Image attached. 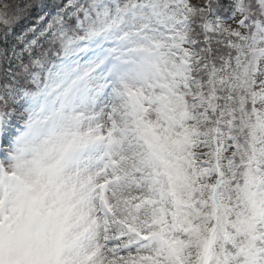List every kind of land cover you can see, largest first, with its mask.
I'll return each instance as SVG.
<instances>
[{"label": "snow or ice", "instance_id": "snow-or-ice-1", "mask_svg": "<svg viewBox=\"0 0 264 264\" xmlns=\"http://www.w3.org/2000/svg\"><path fill=\"white\" fill-rule=\"evenodd\" d=\"M0 264H264V0H0Z\"/></svg>", "mask_w": 264, "mask_h": 264}]
</instances>
